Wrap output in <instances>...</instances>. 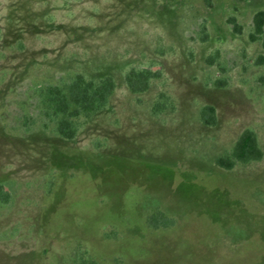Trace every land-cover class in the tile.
<instances>
[{
    "label": "rangeland",
    "instance_id": "obj_1",
    "mask_svg": "<svg viewBox=\"0 0 264 264\" xmlns=\"http://www.w3.org/2000/svg\"><path fill=\"white\" fill-rule=\"evenodd\" d=\"M259 10L264 0H0V264H264V157L215 163L245 129L264 148ZM217 51L225 72L206 62ZM131 68L161 76L134 93ZM77 73L117 87L68 140L44 89Z\"/></svg>",
    "mask_w": 264,
    "mask_h": 264
},
{
    "label": "trees",
    "instance_id": "obj_2",
    "mask_svg": "<svg viewBox=\"0 0 264 264\" xmlns=\"http://www.w3.org/2000/svg\"><path fill=\"white\" fill-rule=\"evenodd\" d=\"M228 22L235 33L242 32V26L237 22L236 17H230ZM252 27L251 40L260 41L264 48L263 10H259L254 14ZM207 39L208 35H203L202 41ZM219 54L217 51L215 55H209L206 58L207 64L214 65L217 63ZM257 63H264V55L258 56ZM217 64L219 70L225 72V68L219 63ZM160 76L161 72L159 70L131 68L126 73L125 80L132 92L142 93L149 89L153 79ZM260 81L264 84V76L260 78ZM213 84L216 87H226L228 86V79L218 78ZM116 87V81L111 75L94 80L86 78L82 73H77L65 88L51 85L44 89V100L50 107L51 112L56 116L62 115L53 126V133L64 139H74L78 132V119L81 117L89 118L93 113L103 109L108 104ZM161 108L162 103L158 102L155 104L154 110L157 112ZM200 119L205 125H215L217 123L215 106L204 105L200 112ZM45 126L47 127V125ZM263 157L264 148L260 146L257 134L251 129H245L236 140L232 150L227 154L218 156L215 163L221 168L231 170L239 163L259 161ZM2 188L3 185H0V192Z\"/></svg>",
    "mask_w": 264,
    "mask_h": 264
}]
</instances>
